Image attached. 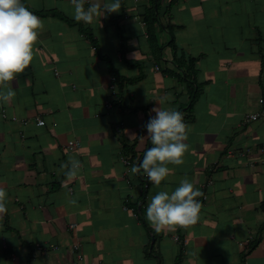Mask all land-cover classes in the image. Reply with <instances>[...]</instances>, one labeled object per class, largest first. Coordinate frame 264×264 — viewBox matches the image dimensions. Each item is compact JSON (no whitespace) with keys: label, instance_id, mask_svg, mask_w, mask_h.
Wrapping results in <instances>:
<instances>
[{"label":"crops","instance_id":"crops-1","mask_svg":"<svg viewBox=\"0 0 264 264\" xmlns=\"http://www.w3.org/2000/svg\"><path fill=\"white\" fill-rule=\"evenodd\" d=\"M24 2L44 29L0 102V264H264V117L245 121L264 96V0H121L93 24L70 0ZM159 106L183 114L189 148L157 188L131 168ZM184 177L198 222L155 231L151 197Z\"/></svg>","mask_w":264,"mask_h":264},{"label":"clouds","instance_id":"clouds-1","mask_svg":"<svg viewBox=\"0 0 264 264\" xmlns=\"http://www.w3.org/2000/svg\"><path fill=\"white\" fill-rule=\"evenodd\" d=\"M74 18L93 24L106 14L118 12L121 0H100L85 8L86 0H70ZM44 29V22L22 3V0H0V102H8L15 96L12 83L17 74H22L33 60V48ZM145 125L151 146L143 158L131 168L132 174L141 170L155 187L159 188L171 169L169 164L180 166L188 151L189 127L183 114L175 109L154 107ZM67 169L64 175L72 180L81 169L79 160L70 159L61 165ZM203 193L195 188L187 177L172 191L161 190L151 197L145 216L155 231H175L195 225L201 214L202 204L198 197ZM8 211L7 192L0 186V218Z\"/></svg>","mask_w":264,"mask_h":264},{"label":"built area","instance_id":"built-area-1","mask_svg":"<svg viewBox=\"0 0 264 264\" xmlns=\"http://www.w3.org/2000/svg\"><path fill=\"white\" fill-rule=\"evenodd\" d=\"M155 68L157 69V67H155ZM111 88H114L113 83L111 85ZM106 107L107 108H111L112 107V104L110 102H106ZM2 116H4V114ZM260 117H262V118L264 117V96L259 99V111L256 112V113H253V114L248 115L246 117L245 121H254V120H256V119H258ZM36 125L37 126H43L44 125V121L42 119H39L38 118L36 120ZM71 147H72L71 145H68L67 146V148H71ZM246 152H248V150H229L227 152V154L228 155L243 156ZM202 199L204 200L205 197H202ZM68 227H69V229L73 230L76 227V225L74 223H71V224L68 225ZM72 248L76 252V259L77 260H80L81 259V256L78 253V245L75 244Z\"/></svg>","mask_w":264,"mask_h":264},{"label":"trees","instance_id":"trees-1","mask_svg":"<svg viewBox=\"0 0 264 264\" xmlns=\"http://www.w3.org/2000/svg\"><path fill=\"white\" fill-rule=\"evenodd\" d=\"M22 3L27 7V5L25 4V2H24V0H22ZM28 8V7H27ZM28 10H30L29 8H28ZM31 12H34V11H32V10H30ZM35 13V12H34ZM81 29V28H80ZM81 31L82 32H84L90 39H91V37H90V35L86 32V31H84V30H82L81 29ZM190 65H193V60H190ZM191 67H190V71H191ZM192 72H193V69H192ZM114 80H115V84L119 87V88H121L122 87V85H123V83L124 82H127V83H131V82H133V81H135V80H125V79H122V78H120V77H115L114 78ZM183 81H185V82H187L188 80H189V78H188V76H185V78H183L182 79ZM190 84H191V82H190ZM119 94H121V92L119 93ZM193 96H192V101H193V98H194V94H192ZM119 98H120V96H119ZM192 101H191V103H192ZM190 106H191V104H190ZM133 158L135 157L134 156V154H133V156H132ZM142 160V156H138L136 159H134V161H135V165L139 162V161H141ZM138 174H140V173H138Z\"/></svg>","mask_w":264,"mask_h":264}]
</instances>
